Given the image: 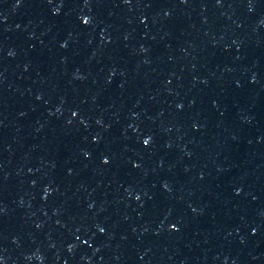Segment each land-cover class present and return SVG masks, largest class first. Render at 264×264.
Returning <instances> with one entry per match:
<instances>
[{"label":"water","instance_id":"95a60500","mask_svg":"<svg viewBox=\"0 0 264 264\" xmlns=\"http://www.w3.org/2000/svg\"><path fill=\"white\" fill-rule=\"evenodd\" d=\"M0 264H264V0H0Z\"/></svg>","mask_w":264,"mask_h":264},{"label":"snow or ice","instance_id":"6c2138e0","mask_svg":"<svg viewBox=\"0 0 264 264\" xmlns=\"http://www.w3.org/2000/svg\"><path fill=\"white\" fill-rule=\"evenodd\" d=\"M145 143H147V141H145Z\"/></svg>","mask_w":264,"mask_h":264}]
</instances>
